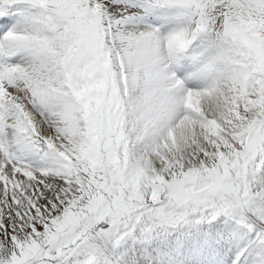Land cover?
<instances>
[{
  "label": "snow or ice",
  "instance_id": "snow-or-ice-1",
  "mask_svg": "<svg viewBox=\"0 0 264 264\" xmlns=\"http://www.w3.org/2000/svg\"><path fill=\"white\" fill-rule=\"evenodd\" d=\"M0 264H264V0H0Z\"/></svg>",
  "mask_w": 264,
  "mask_h": 264
}]
</instances>
